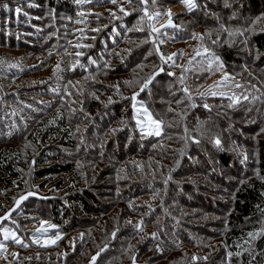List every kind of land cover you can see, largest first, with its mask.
<instances>
[{"label": "trees", "instance_id": "trees-1", "mask_svg": "<svg viewBox=\"0 0 264 264\" xmlns=\"http://www.w3.org/2000/svg\"><path fill=\"white\" fill-rule=\"evenodd\" d=\"M39 1L48 7L43 23L30 22L23 14L28 0H0V15L15 19L12 23L23 31L34 32L17 40L15 32H7L0 20V47L43 53L60 63L52 83L14 89L7 88L9 82L31 71L9 68L8 62L0 66V192L3 188L12 191L16 184L26 189L39 180L44 187L55 178L52 187L62 194L31 196L21 205L42 203L48 207L47 216L64 223L66 230L88 231L83 250L93 256L105 248L95 264H108L125 251H129L131 261L151 253L145 260L153 263L183 247H198L201 238L214 240L213 246L210 240L203 246L217 248L216 253L207 248L205 257L189 258L186 264H264V234L248 236L249 232L264 231V24L259 26L264 0H227L231 7H225V0H196L198 7L187 14L194 22L192 31L182 36L178 33L180 39L197 41L194 34L200 28H213L214 35L203 46L215 50L222 68L240 81L231 83L240 84V88L220 90L229 92L225 96L208 95L212 89L198 96L221 68L213 63L208 70L204 58L203 64L197 63L201 66L183 62L186 74L180 84L170 75V64L157 57V76L140 96L148 102L153 116L164 120L160 136L140 132L134 118L130 97L135 89L140 90L146 77L139 78V87L130 86L133 90L127 89L126 79L119 78L142 62L133 61V54L122 48L125 38L119 40L114 34L111 39L115 29L124 31L121 19L109 24L112 20L101 18L99 31L93 34L95 41L77 57L76 52L65 54L69 48L66 23L75 17L79 3ZM178 2L157 0L150 5L156 12ZM8 4L13 6L10 13ZM17 6L22 10L19 14ZM233 14L235 18L230 19ZM182 16L177 14L174 23L180 25ZM257 18L261 19L254 24ZM134 19L135 15H130L124 21L131 25ZM221 25L230 30L241 28L244 35L229 36ZM180 30L170 31L177 35ZM213 40L219 42L212 44ZM77 60L83 67L71 70ZM44 63L29 65L39 71ZM160 82L154 99L148 92L157 89ZM120 84L129 90L127 94L114 87ZM233 94L239 103L233 104ZM215 136H220L221 148L211 142ZM241 153L248 155L243 164ZM68 175L69 183L65 181ZM13 214L17 216L16 210ZM152 230L157 237H152ZM216 240L223 243L216 244ZM158 246L163 247V254L158 253ZM236 248L241 249L239 258L234 257Z\"/></svg>", "mask_w": 264, "mask_h": 264}, {"label": "rangeland", "instance_id": "rangeland-1", "mask_svg": "<svg viewBox=\"0 0 264 264\" xmlns=\"http://www.w3.org/2000/svg\"><path fill=\"white\" fill-rule=\"evenodd\" d=\"M28 1H29V3H27L28 5H25L22 7L24 12L27 13L26 15L27 19L30 20V22H33L32 20H38L39 22L43 23L44 18H45L44 12L48 8L46 3H41L39 0H28ZM101 1H104V2L99 3ZM150 3L151 2L149 0H148L147 5L142 4L140 0H131V3H129L128 0H117L116 3H112L110 2V0H91V2L79 3L80 9L78 10L77 13H75L74 15L75 17L71 18V20L68 23H66L67 25H69L68 27H66L67 33L69 34V42H68L69 48H68L67 53L65 54L70 55L75 52L76 53L82 52V48H88V47H81V48L74 47V45H76L77 43L81 45H91V43L93 44V41H95V38H96V36L93 34L98 32V31H94V29L100 28V22H102L101 18H108L109 21L112 20L109 22V24L114 23V21L121 19V26L124 28V31L121 32L119 29L118 30L115 29L114 33L112 34L111 39L113 40L115 38L114 34L117 35V37H119V40H123V38H125L126 44H124L122 48L126 47L129 54L130 55L133 54V57H134L133 61L140 60L142 62L134 66L129 74H126L123 76L119 75V76H122L119 78L126 79V81H135L136 83H133V86L135 88V86L139 87L141 83L139 79L140 77H146L147 79L150 75H153V74L157 76L158 65H156V58L157 57L160 58V56L156 52L155 50L156 47L152 42L153 39L155 38L157 40L164 41L163 44L159 45V49H160V52L165 54V56L171 53H177V56L174 57L175 63L171 61H169L168 63L170 64L172 73H174L172 77L175 78V80L179 81V83L181 84L180 81L181 79H183L184 81V77L186 74L183 72V69H184L183 62H185V64L187 65H190L191 67L193 66V64H196V65H199L197 63L203 64L201 62L203 57L196 56L195 50L199 48L201 51H203V48H200L201 47L200 45L203 44V42L205 41H209L211 39V36L214 35L215 30L211 27H204L202 29L200 28L197 34L211 33L210 36L204 35L203 41H201L198 38V36H197L198 38L197 41L194 40L191 42H187V41H184V39L182 38L180 39L182 34L186 35L188 34L189 31H192L190 29V26L194 22L192 21V18L189 15H187L189 14V12L186 10L185 5L182 4L179 0V2L176 4L172 3V4H169L168 6L166 5L165 9L159 7L158 11L162 13H166L168 9H171L172 13L174 14L173 23L175 20V16L177 17V14L183 13L184 16L181 17V21L179 22V24L182 25L181 27L182 30L176 31L177 35H174L175 34L174 31H170L172 28H165V29H161V33L163 34L157 33V34L150 35V32H151V29L149 27L150 24H154L156 28H160V26L162 24H165L166 21L168 20L167 15H162L159 18L154 19L153 21H149L148 17L144 16L143 9L147 7L149 14L154 13L153 9H151ZM196 3L198 5V2ZM22 4H26V3L22 2ZM30 4L35 5V6L30 7L29 6ZM96 5H98V7H96ZM121 6L125 9L127 13H129L128 15H125V12L120 11ZM16 8H18V6ZM12 10H13V6L8 4L7 13H10ZM80 13H83L84 15L82 16L80 15ZM130 15L131 16L135 15V19L134 21H132L131 25H127V23L124 20L126 17ZM141 16H144L143 20L140 19ZM7 17H9V15H7ZM122 18H124V20ZM263 19L259 21L260 27L263 26L264 24ZM0 20H2V22L4 23L3 26H4V29L7 30V32L9 31L15 32L14 36L17 38V40L19 39L24 40L25 33L28 36L34 35L33 31H23L21 27L13 24L12 22L13 21L15 22V19L5 18L3 17V15H0ZM77 21H82V22L78 23ZM37 26H39L40 28H43L41 25H37ZM139 28H143L144 30L137 31ZM81 29L83 31H79ZM235 29L237 28L233 27L231 30H235ZM178 33H181L180 37ZM233 37L238 38L239 35H234ZM137 42H142V43H137ZM104 44H105V48H108V41L106 39L104 40ZM116 45L120 46L118 42ZM145 45H148V46H145ZM57 46L58 45H55V48ZM180 49H182V51H180ZM210 50L213 53L215 52L213 48H210ZM179 55L183 56L182 59L179 58ZM193 57H195V59H192ZM0 58H3L8 63L18 64L19 69H23L25 71L27 70L31 71V73L25 75L23 78H19L17 80H13L9 82V84L7 85V88L9 89L22 87L23 85H34V84L46 85L45 84L46 82L52 83L53 76H54L53 74L54 68L56 64L59 62L58 59H47V57H45L43 53L33 54L32 52L26 49L8 50L3 47H0ZM40 61L41 63H44V62L46 63L42 65V68L39 71H37L38 67H35L36 68L35 69L33 67H30L29 65V63H38ZM189 61H191V63H189ZM25 71H22V72H25ZM225 73H227L230 77V81L228 82L229 86L210 87L211 85H213L215 81L221 80V78L224 76ZM105 80L108 82H112V80L110 79L108 80V78H106ZM236 81H239V79L234 77L226 69H223V68L217 69L215 71V74L212 76L210 80V82H212L211 85H207L205 89L200 90V93H204V95L199 94L198 96H202V97L205 96V94L208 93L209 89H212L211 92H220V90H228L227 88H230V90H232L235 88V86L233 85H235L236 83L232 84L231 82H236ZM151 83L149 84V86L151 85ZM156 85H157L156 87L157 89L150 90L148 92L149 96L154 99H155V94L157 95V93L159 92L158 87L162 85V82L158 84L156 83ZM126 87L127 89H130V90L134 89V88H131L130 86L129 87L126 86ZM126 87H124L122 84L118 85V89L121 92H124V94H127V92H129V90H125ZM221 87L225 89H220ZM237 88H240V87H237ZM135 92H139V95L137 96V108H139L142 103L151 112L148 102L146 100H143L140 96L142 92L136 89H135ZM175 92H177V89ZM175 92H174V95L176 94ZM211 92L208 93V95H211ZM227 93L229 92H226V94ZM45 98L49 100L51 97H45ZM47 99H44V100H47ZM132 104H133V101H132ZM133 112L135 116L136 111L134 109H133ZM136 125H137V120H136ZM137 128L140 130L138 126ZM259 135L260 133L257 134V136ZM86 162L82 161V164H86ZM100 165L101 164H97L96 166H100ZM93 172L95 175L97 170H94ZM70 178H71V175L65 176V181L69 183ZM52 180L53 181L50 184L47 183L44 187L40 185L41 181L39 180L38 182H35L33 185H31V183L27 185L28 187L26 189H20L22 188L21 185L16 184L13 187V189H11L12 191H8V189L3 188L2 190H5V191L0 192V217H4L6 213L10 212V216L8 218L0 221V243H3V245L5 246L3 249H0V264H91L92 256L86 253V249L83 250L84 246H86L85 239H86L88 231L86 230L85 231L84 230H76V231L66 230L64 223L56 221V219L53 220L52 218H49V216H47L46 213H48L49 211L48 207L47 205L45 206L42 203L40 204L39 202L33 201L25 205H21L19 207H17L15 204V200L19 199L21 195L27 194L28 191L36 193V195L40 198H50L51 196H55V194H62L60 192H63V191H60V189H56L52 187V184H54L56 181L55 178H53ZM17 190L18 192L16 193V195L12 196ZM9 194L12 197H9ZM61 200L65 201L66 197L61 198ZM6 208L8 210H5ZM13 209L16 210L17 216H14L13 211H11ZM21 220H23V222ZM13 221H15V223H13ZM41 221H47L49 224H54L57 226V228L49 229L47 233H36L35 230L41 227ZM4 228L11 229L28 246L24 247L20 244H16L10 239L4 240L3 231H2V229ZM93 231L92 232L90 231L91 236H92ZM57 232L62 236V239L57 241V243L54 245L42 247L40 244L32 243L34 234L40 237L41 242H43V239L45 238H54ZM152 232L155 233V230H152ZM208 240L211 241L209 244L213 246L214 240L210 238ZM208 240H206V238L204 239L201 238L199 239V241L201 242L198 245V247L196 248L191 247V246L183 247L181 251H178V252L172 251L168 256H165L157 261H153V263H147V261L145 260L146 258H151V255H152L151 253H146L139 260L131 261L129 251H125L123 254H120L116 256V258L111 259L110 263L108 264H186L189 262L188 260L189 258H192L194 256L195 257H199V256L205 257L206 256L208 252L207 248H209V246L206 245L205 247L203 246V244H205V242ZM215 242L216 244H221V242L223 243L222 240H216ZM159 248H160V251H158V253L163 254L164 252L163 247H159ZM212 249H213V254H215L217 251V248H212ZM211 250L209 248V251ZM240 252H241V249L236 248V253H239V255H236L235 253L234 257L239 258L241 255ZM97 253H95L93 256H95ZM228 258L231 261L232 257H228Z\"/></svg>", "mask_w": 264, "mask_h": 264}, {"label": "snow or ice", "instance_id": "snow-or-ice-1", "mask_svg": "<svg viewBox=\"0 0 264 264\" xmlns=\"http://www.w3.org/2000/svg\"><path fill=\"white\" fill-rule=\"evenodd\" d=\"M76 3H82V2H91V0H75ZM110 2L112 3H116L117 0H110ZM129 3H131V0H128ZM140 2L144 5L148 4V0H140ZM152 4L155 5L157 3V0H151ZM180 2L182 4L185 5V8L188 12H192L194 9H196L198 7L196 0H180ZM30 7H33L35 5L30 4ZM6 7V5H5ZM225 7H231V5L227 2V0H225ZM21 8H16V12L19 14L21 13ZM120 11L121 12H125V15H128L129 13H127L125 11V9L121 6L120 7ZM144 12V16H147L149 21H153L154 19L159 18L162 15H167L168 16V20L166 21L165 24H162L160 26V28H156L154 24H150L149 27L151 29L150 35L151 34H163L161 33V29H165V28H175V29H179L182 27V25H177L175 23H173V13L171 11V9H168L166 13H162L160 11H156L152 14H149L147 7H145L143 9ZM24 15H27V13H23ZM80 15H84L83 13H80ZM144 16L141 17V20L144 19ZM235 18V14H233L232 17H230V19ZM218 19V17H217ZM259 19L261 18H257L256 21H254L253 23H257L259 21ZM78 23L82 22V21H77ZM221 28L224 32H226L229 36H234V35H240L243 36L244 35V30L241 29H235V30H230L228 28H226L224 25H221ZM138 30L143 31V28H139ZM79 31H83L82 29ZM94 31H99V29H94ZM204 35H208L210 36L211 33H206V34H194V38L198 36V38L203 41L204 39ZM153 44L156 46V52L159 54L160 59L162 62H173L174 61V57L177 56V53H171L167 56H165L164 53L160 52L159 49V45L163 44L164 41L163 40H157V39H153ZM218 40H213L212 44H216L218 43ZM74 47L76 48H81V47H91V45H81L79 43H77L76 45H74ZM201 47L203 48V51H201L199 48L196 49V56H201L203 57L208 64V70H211L213 63H215L217 65V67L222 68L223 64L220 63V58L218 56L215 55V53H213L209 48L207 47H203V44H201ZM51 55V52L49 53ZM83 53L82 52H77L76 56H82ZM192 59H195V57H193ZM93 63H95V61H92ZM5 63H7L3 58H0V66L4 65ZM189 63H191V61H189ZM77 65H79L80 67H83V64L80 63L79 60H77L75 63H73L71 65V70H75V68L77 67ZM18 64L15 63H8V67L9 68H16L18 67ZM161 71H163V68L161 67L160 69ZM60 71V63L58 62L54 68V72L53 74L55 75L57 72ZM170 75H174V73H170ZM155 74L150 75L146 80H144V82L142 83L141 87H140V91L143 92L145 89H147L149 87V84L152 82V80L154 79ZM230 81V77L227 73L224 74V76L221 78V80L219 81H215L213 83V85H211L210 87H220V86H224L227 87L229 86V82ZM181 84H183V79H181ZM125 84L132 86L134 81H125ZM235 87H240L239 84H235L233 85ZM118 88V85L114 86ZM53 92H56L57 89H52ZM183 91L185 93H189V89L188 88H184ZM139 95V92H134V94L130 97V99L133 101L132 107L133 109L136 111V115H135V119L137 120V126L140 128L142 133H146V135L149 136H160L162 135L163 132V126H164V120L163 119H156L153 114L148 110V108L146 106H144L142 103L140 105L139 108H137V96ZM200 95H204V93H200ZM211 95H226V93L224 92H211ZM98 98V97H97ZM189 98H191V96L189 95ZM233 104L235 103H239V99L235 97V95L233 94ZM245 99H247V97H245ZM181 101H177V103H180ZM109 103H112L111 99L109 100ZM195 106V105H193ZM233 105H229V107H232ZM205 108H208L209 106L207 104L204 105ZM169 111H172V109H169ZM113 131H116L115 129H113ZM185 131H187V129H185ZM203 135V134H202ZM196 143H199V141H195ZM211 142L217 147V148H221L222 147V140L220 138V136H215L211 139ZM241 155L243 156V159H241V163L243 164L245 161H247L248 159V155L246 153H241ZM168 179H171V177L169 176L167 179H165L164 183L167 184L168 183ZM36 193L29 191L27 193V195H21L19 197V199L15 200V204L17 207H19L21 205V203L25 200H27L29 197L31 196H35ZM15 209L11 210L14 211ZM10 216V212L6 213L4 217H0V221L8 218ZM13 223H15V221H13ZM130 223V222H129ZM142 224V222H141ZM141 224L136 225V227L142 231V227ZM57 226L54 224H49L47 221H41V227L37 228L35 230L36 233H47L49 229H56ZM3 231V236H4V240H12L14 243L16 244H20L24 247H27L28 245L25 244L23 242V240L16 235L15 232H13L11 229H7L4 228L2 229ZM260 234H264V231L260 232V233H253V232H249L248 236L250 238H255L257 235ZM82 235V234H81ZM116 233L113 232L112 236L115 237ZM153 238L157 237V233H152L151 234ZM60 239H62V236L57 232V234L55 235L54 238H45L43 239V242H41V238L36 236L35 234L33 235V239H32V243L35 244H40L42 247H47L49 245H54L57 243V241H59ZM5 246L3 245V243H0V249H3ZM106 247V246H105ZM105 250V248H101L100 252H98L95 256L91 257V264H95L97 257L100 255V253H102ZM157 250L160 251L159 246L157 247ZM15 255V254H14ZM229 256L232 255V253L228 254ZM236 255H239V253H236ZM198 259V257H193V260Z\"/></svg>", "mask_w": 264, "mask_h": 264}]
</instances>
